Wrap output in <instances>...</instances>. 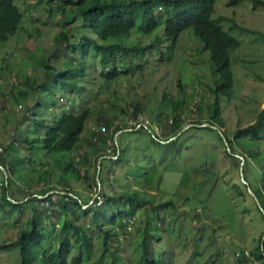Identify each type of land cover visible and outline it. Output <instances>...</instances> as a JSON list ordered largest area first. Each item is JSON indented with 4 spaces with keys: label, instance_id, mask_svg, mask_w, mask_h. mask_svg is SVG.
<instances>
[{
    "label": "rangeland",
    "instance_id": "1",
    "mask_svg": "<svg viewBox=\"0 0 264 264\" xmlns=\"http://www.w3.org/2000/svg\"><path fill=\"white\" fill-rule=\"evenodd\" d=\"M61 1L15 0L23 12V19L17 32L0 45V157L7 164L12 152L6 148L9 141H14L16 127L19 126L18 132L23 135L28 124L29 136L32 138L35 134L32 128L34 117L29 116L26 120L25 114L27 109L31 110L36 96L39 99L37 117L40 121L42 118L51 120L55 113L59 117L64 103L70 107L86 100L83 98L81 102L77 94L64 95L59 88L55 94L49 91L46 97H42V90L37 94L33 91L35 83L40 84L47 79L41 61L64 45V42L55 45L56 36L59 31L68 30L71 26L70 23L64 27L60 24L58 5ZM69 10L70 6H66V11ZM218 16L228 18L222 26L239 41V46L231 54L233 96L223 101L221 110L225 126L220 129L231 135L236 128L251 123L264 105V37L261 35L264 34V8H254L250 0H215L213 17ZM75 22L73 24H78L79 19ZM232 22L240 27L230 29ZM83 32L87 34L86 30ZM158 57L159 54L151 55L143 72L120 78L113 92L109 90L91 99L90 105L96 111L71 154L76 172L70 175V186L84 198L90 195L92 199L97 198L99 191L98 186L88 190L94 168L81 167L82 153L88 151L94 136L105 135L108 138L107 155L102 159H114L116 150L110 144L116 134L114 128L118 124L132 126L136 123L131 117L133 104L141 102L148 106L166 92L172 97L170 110L179 114L185 125H198L196 120L199 119L207 121V106L213 98L210 90L213 74L209 54L202 50V43L194 37L192 30H185L179 37L172 59L158 61ZM53 59L50 57L51 63ZM56 60H62L59 52ZM98 72V67L92 72L96 79L93 93L98 88ZM54 99L57 101L55 106L51 103ZM176 102L179 104L174 111ZM101 116L108 118L110 124H103ZM138 120L145 123V126L142 125L144 129L137 127L135 133L124 128L117 136H121V143L127 150L133 151L129 152L130 158L136 154L137 160L148 159L142 167L152 177H144L135 167L125 172L117 165L111 171L105 166L103 190L107 193L135 190L140 196L150 198L153 205L166 201L173 204L158 210L146 208L132 223L128 222L125 228L118 231L119 237L112 246H117L120 258L126 259L132 252H135L132 256L138 258V251L134 248L145 232L149 258L159 257L172 264H261L254 262L251 250L257 246L264 232L261 217L264 215L253 203L246 186L242 188L243 195L231 187L233 183L241 182L240 165L236 168L224 155L226 147L223 141L218 140L215 132L189 129L179 137V151L173 147L164 149L157 147L151 140L152 135L147 132L151 131L164 144L174 138L164 142L160 135L163 126L152 123L151 127L148 115L140 114ZM94 126H104V130L95 133ZM124 131L127 133L123 134ZM17 145L23 147L24 143L21 140ZM239 149L236 147L235 154L239 155ZM33 156L31 153V159ZM49 159L40 156L36 163H32L21 151L20 160L12 162L15 169L10 170L11 173L0 166V200L4 195L17 200L27 196L21 203L38 208L33 213L29 206L22 207L17 219L16 211L8 215L6 209L0 207V244L13 242L19 231L29 226L31 218L45 211L42 203L33 198L44 199L53 194L49 192L43 196L46 190L56 185L54 179L58 169L45 166ZM39 160L42 161L39 163ZM248 160L254 163L253 159ZM46 168L50 170V175H45ZM247 174L252 177L253 170L248 168ZM170 214L174 219L169 217ZM50 220L56 221L57 213ZM100 253L101 244L98 242L93 261L99 259ZM111 262L112 258L107 256L100 264ZM0 264H19L17 249L9 247L0 251Z\"/></svg>",
    "mask_w": 264,
    "mask_h": 264
},
{
    "label": "trees",
    "instance_id": "2",
    "mask_svg": "<svg viewBox=\"0 0 264 264\" xmlns=\"http://www.w3.org/2000/svg\"><path fill=\"white\" fill-rule=\"evenodd\" d=\"M250 1L253 2L254 8H264V0ZM214 4L215 0L61 1L58 5L60 8L58 11L61 14L60 24L64 27L66 23H70L71 26L68 30L59 31L56 36L55 45L60 42H64V45L41 61V67L45 70L44 74L47 79L40 84L35 83L33 91L37 94L39 90H42V97H46L49 91L55 94L56 89L59 88L64 95L77 94L81 102L83 98L86 100L83 103H74L70 107L64 103L59 117L55 113L51 120L42 118L40 121L37 117L39 99L35 94L31 110L27 109L25 114L26 120L29 116L34 117L32 125L34 136L32 138L29 136L28 124L24 127L23 135L18 132L19 126L16 127L17 133L13 137L14 141H9L6 148L7 151L12 152V156L7 159L9 164L3 162L1 156L0 166L3 169L6 167L11 173L10 170L15 169L12 162L20 160L22 151L27 154V161L32 163H36L37 157L40 156L50 158L45 166L54 170L57 168L58 172H55L56 185L46 190L43 196L49 192L53 194L44 199L38 196L33 198L42 203L45 211L31 218L29 226L20 230L13 242L0 244V251L9 247L17 249L19 264H100L107 256L112 258L111 264H172L159 257L149 258L145 232L141 242L134 248L138 251V258L136 255L132 256L135 253L132 252L126 259H122L116 250L117 246H112L117 242L118 231L125 228L128 222L132 223L135 217L138 214L141 215L146 208L158 210L173 204L172 201H166L153 205L150 198L140 196L135 190L111 193L103 190L105 166L111 171V168L117 165L125 172L135 167L137 171L142 172L144 177H152L148 176L149 172L142 167V163L148 159L137 160L136 154L134 158H130L129 152L133 151L127 150L122 145L121 136H117L119 148L117 152V146L111 139L110 144L116 153L114 159L106 157L100 162L98 178L101 185L97 194L101 198L99 203V198L92 199L91 195L84 198L81 193L76 192L70 186V175L76 172L71 154L76 150L87 122L96 111L90 105L91 99L109 90L113 92V87L120 78L143 72L151 55L159 54L158 61H170L179 37L185 30H192L194 37L202 43V50L209 54L213 74V84L210 90L213 98L207 106V121L196 120L198 125L186 128L166 144L153 137L151 140L157 147L168 149L173 147L179 151L177 145L184 131L202 130L215 132L218 140L222 141L214 128L201 125L209 123L219 128L225 126L221 114L222 103L233 96L234 77L231 69V54L239 46V41L223 28L222 22L228 20L226 16L213 17ZM66 6H70L69 12L66 11ZM22 19L23 12L15 0H0V45L5 44L17 32ZM78 19L79 23L73 24ZM235 27L240 26L232 22L230 29ZM241 28L247 30L245 27ZM83 30H86L87 34ZM261 35L264 37V34ZM58 52L61 54V61L56 60ZM50 57L55 58L52 63ZM96 67L99 68L98 88L94 94L92 90L96 79L92 72L96 70ZM171 99V95L164 92L159 100H154L148 106L141 102L133 104L131 117L136 123L132 126L118 124L114 132L126 128L137 133V127L144 129V122L138 120V117L140 114H145L150 117L151 122L148 120V124L151 123V127L152 123L158 127L163 126L159 134L164 141L169 140L185 125L181 116L170 110ZM56 102L54 99L51 103L55 106ZM177 103L174 105V111L177 109ZM197 105L199 108L196 102ZM44 112V114L47 113L46 108ZM100 121L103 124H110V120L104 116L100 117ZM101 127L94 126L93 131L97 133ZM147 133L151 134L150 131ZM224 135L232 153H236V147L240 148L239 155L244 159V178L264 210V151H262L264 105L251 123L236 128L231 135L227 132H224ZM107 139L105 135L94 136L88 151L82 153L81 167L94 168L92 184L88 185L89 191L93 187L97 188L95 180L98 170L97 162L100 157L107 155ZM21 140L24 143L23 147L17 145V142ZM29 153L34 154L32 159ZM224 155L232 161L236 168H239L241 160L238 157L227 150H224ZM248 159H253L254 163H250ZM40 161L42 160L38 162ZM248 168L253 170L252 177L247 174ZM44 173L50 175V170L46 168ZM3 186L2 183V188L5 189ZM244 186L241 182L231 185L239 195H243ZM26 197L17 200L13 196L4 195L1 197L0 207L6 209L8 215L16 211L17 219L22 207L29 206L33 213L37 212V207L21 203ZM53 197L55 199H52ZM252 201L255 204L253 198ZM55 213H57V220L51 221ZM195 215L199 216L198 213ZM169 217L174 219L173 214ZM261 217L264 224V217L262 215ZM98 242L101 244V253L99 259L93 261ZM251 256L254 262L264 264V240L261 245V237L257 246L251 250Z\"/></svg>",
    "mask_w": 264,
    "mask_h": 264
},
{
    "label": "water",
    "instance_id": "3",
    "mask_svg": "<svg viewBox=\"0 0 264 264\" xmlns=\"http://www.w3.org/2000/svg\"><path fill=\"white\" fill-rule=\"evenodd\" d=\"M188 126H190V125H188V124L185 125V126L181 129V131H179L174 137H171L170 139L176 138V136L179 135L183 130H185L186 128H188ZM201 126H210L211 128H214V129L217 131V133L219 134V136L221 137V139H222V141H223V143H224V145H225V147H226V150H227L230 154H232V155L238 157V158L241 160V162H240V171H239V172H240L239 174H240V180H241V183L244 184V185L246 186L248 193H249L250 196L254 199L255 203L257 204V206L260 208V210L262 211V213H263V215H264V210H263L262 207L260 206L259 200L257 199L256 195L254 194V192L252 191V189H251V187L249 186L248 182L245 180V178H244V176H243V173H242V169H243V168H241V166L243 165V157H242L241 155H238V154H235V153H231L230 148H229V144H228L227 139H226V137H225V135H224V132H223L218 126H216V125H212V124H209V123H203ZM121 131H122V130L117 131L116 134L114 135V139H113L114 144L117 146V152H119V148H118V144H117V134H118L119 132H121ZM150 132H151V131H150ZM151 135H152L153 138H155L156 140H158V139L154 136V134L151 133ZM167 141H168V140H167ZM160 142H161V141H160ZM164 142H165V141H164ZM103 157H105V156L100 157V158L98 159V162H97V164H98V170H97V174H96V184H97V186H98V191H99V189H100V185H101V183H100V181H99V178H98V175H99V171H100V162H101V159H102ZM1 167H2V166H1ZM97 194H98V192H97ZM97 194H96V195H97ZM73 196H74V195H73ZM90 202H91V201H90ZM263 240H264V232H263L262 237H261V245H262Z\"/></svg>",
    "mask_w": 264,
    "mask_h": 264
},
{
    "label": "built area",
    "instance_id": "4",
    "mask_svg": "<svg viewBox=\"0 0 264 264\" xmlns=\"http://www.w3.org/2000/svg\"><path fill=\"white\" fill-rule=\"evenodd\" d=\"M145 123H143V125H144ZM138 126H140V125H138ZM145 126V125H144ZM100 129H102V130H104V126H102ZM99 131V130H98ZM97 198H99L98 196H97ZM98 202L100 203L101 202V198H99V200H98Z\"/></svg>",
    "mask_w": 264,
    "mask_h": 264
}]
</instances>
